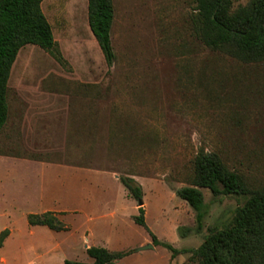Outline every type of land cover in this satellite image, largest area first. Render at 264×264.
Returning a JSON list of instances; mask_svg holds the SVG:
<instances>
[{
  "label": "rangeland",
  "instance_id": "374dc122",
  "mask_svg": "<svg viewBox=\"0 0 264 264\" xmlns=\"http://www.w3.org/2000/svg\"><path fill=\"white\" fill-rule=\"evenodd\" d=\"M195 5L114 0L110 65L90 30L88 0H44L56 46L19 52L0 132V155L40 162L0 159V230L3 213L16 221L0 264L92 263L88 243L127 253L118 264H187L189 253L172 260L162 247L141 250L150 235L134 222L137 202L119 178L142 186L148 227L179 250L228 226L247 200L202 189L209 213L197 230L176 192L189 186L199 151L219 155L248 189L264 185V62L209 49L195 30ZM40 180L46 193L36 207ZM42 209L91 210L93 218L60 216L70 231L39 226L31 234L24 214ZM83 226L93 233L86 242ZM181 228L192 231L181 237Z\"/></svg>",
  "mask_w": 264,
  "mask_h": 264
},
{
  "label": "trees",
  "instance_id": "16d2710c",
  "mask_svg": "<svg viewBox=\"0 0 264 264\" xmlns=\"http://www.w3.org/2000/svg\"><path fill=\"white\" fill-rule=\"evenodd\" d=\"M236 0H195V30L206 46L213 51H225L245 63L264 62V0H249L234 8ZM44 0H0V132L9 119L8 83L14 63L22 48L32 45L46 51L56 46L53 29L42 4ZM115 18L114 0H88V22L108 64L115 60L111 31ZM128 195L135 199L138 214L134 222L146 229L153 246L171 252L172 260L189 253L187 264H264V185L256 190L247 188L241 176L229 170L216 153L201 150L193 162L189 186L176 194L195 213L197 230L201 232L208 215L202 189L218 196H246L245 204L235 210L232 222L219 229L210 227L204 242L196 249H176L161 241L146 221L142 186L132 177H120ZM30 226H46L50 230L65 231L58 214L48 211L28 215ZM192 230L181 228V237ZM0 234V248L9 236ZM92 263L66 260L63 264H118L128 255L103 247L86 250Z\"/></svg>",
  "mask_w": 264,
  "mask_h": 264
},
{
  "label": "crops",
  "instance_id": "0c3cea01",
  "mask_svg": "<svg viewBox=\"0 0 264 264\" xmlns=\"http://www.w3.org/2000/svg\"><path fill=\"white\" fill-rule=\"evenodd\" d=\"M0 159H6V160H13V161H26V162H32V163H37L39 164L38 162L40 161H37V160H32V159H25V158H20V157H8V156H3V155H0ZM42 165H40L41 167H44V166H47L49 165V163H40ZM45 193H46V183L42 180H40V184H39V199L36 203V207H40L43 203V199L45 197ZM43 198V199H42ZM138 209V207H137ZM48 211H52V212H55L58 214V217L60 218V216H70V215H77V216H84L85 217V222H90L91 219L93 218V213L91 210H82V209H72V210H66V209H42V210H37V211H27L25 212V216H26V220H27V225H28V228H29V231L31 234H34V229H36L37 227L39 226H30L29 223H28V215L30 214H42V213H45V212H48ZM138 212V210H137ZM118 215V212L117 211H112L109 213V217L111 219H115ZM135 215V214H134ZM3 216L5 218V225L3 227L2 230H0V234L5 231V230H9V236L7 237V239L3 242V246L0 248H4L14 237H15V234H16V230H15V226H16V221L14 218H12L10 216V214L8 213H3ZM61 220V219H60ZM64 224H65V227H66V230L65 231H61V232H68L71 230L70 227H68V225L65 223V221L61 220ZM46 227V226H44ZM48 228V227H47ZM49 229V228H48ZM81 229L84 230V242L86 241H89V236L91 234H93L88 228H85V226H83ZM50 230V229H49ZM53 231V230H51ZM155 234V233H154ZM158 238V237H157ZM160 240V239H159ZM152 239L151 237L149 236L145 242H143L142 245H148V244H152L153 243L151 242ZM92 247V245H90L89 243L85 245V252L88 248ZM157 247L154 246V249H156ZM36 256L38 257V255L36 254ZM42 258V257H41Z\"/></svg>",
  "mask_w": 264,
  "mask_h": 264
},
{
  "label": "water",
  "instance_id": "95a60500",
  "mask_svg": "<svg viewBox=\"0 0 264 264\" xmlns=\"http://www.w3.org/2000/svg\"><path fill=\"white\" fill-rule=\"evenodd\" d=\"M148 249L153 250L154 246L152 244H148L145 247L141 248V250H148Z\"/></svg>",
  "mask_w": 264,
  "mask_h": 264
}]
</instances>
